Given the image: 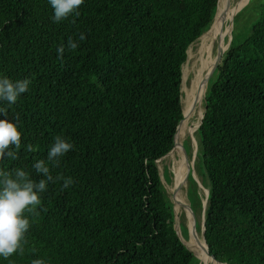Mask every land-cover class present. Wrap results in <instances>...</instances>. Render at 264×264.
Wrapping results in <instances>:
<instances>
[{
  "label": "trees",
  "instance_id": "obj_1",
  "mask_svg": "<svg viewBox=\"0 0 264 264\" xmlns=\"http://www.w3.org/2000/svg\"><path fill=\"white\" fill-rule=\"evenodd\" d=\"M218 6V0H85L78 16L56 23L48 0H0V74L32 81L0 119L19 124L22 143L36 149H21L8 166L24 167L38 181L33 164L47 158L54 138L74 144L52 169L74 184L49 185L24 254L0 264L41 258L46 264H202L178 235L175 203L157 161L177 145L188 51L210 30ZM232 35L228 48L226 34L195 132L196 171L210 187L205 237L210 255L223 264H264V4L243 36H235V27ZM70 39L77 50H69ZM188 184L201 232L206 196L191 175ZM180 230L188 239L185 213Z\"/></svg>",
  "mask_w": 264,
  "mask_h": 264
},
{
  "label": "clouds",
  "instance_id": "obj_2",
  "mask_svg": "<svg viewBox=\"0 0 264 264\" xmlns=\"http://www.w3.org/2000/svg\"><path fill=\"white\" fill-rule=\"evenodd\" d=\"M48 3L53 9L54 22L59 23L70 16H78L85 0H48ZM85 39L86 35L81 33L79 40ZM68 48L75 51L79 43L70 39ZM57 51L62 59L64 47ZM31 83L28 78L13 81L0 74V116L8 117V107L15 105L29 91ZM22 136L19 124L0 119V261L8 260L14 254H24L27 234L42 210L41 194L48 190L49 185L62 181V188L68 189L74 184L72 177L52 174V169L59 168L62 158L74 149V144L62 135L54 138L47 158L33 164L37 175L42 177L38 181L24 167H9V163L20 159L21 149L36 151L33 145L22 143ZM32 250L35 251L34 246ZM32 264H46V260L34 259Z\"/></svg>",
  "mask_w": 264,
  "mask_h": 264
},
{
  "label": "rangeland",
  "instance_id": "obj_3",
  "mask_svg": "<svg viewBox=\"0 0 264 264\" xmlns=\"http://www.w3.org/2000/svg\"><path fill=\"white\" fill-rule=\"evenodd\" d=\"M236 1H238V0H233L232 4H235ZM250 1L251 0H249L248 4L246 6H244L243 9L249 5ZM263 4H264V0H253L252 8H255V10H252V8H251L249 11H246L244 14H242L238 18V20L236 22V26H234V25L232 26L231 25V28H230L229 32H227L226 29L228 27V24H230L234 20L236 15H237V14L233 15L236 12L237 9L230 13V15L231 16L233 15V16L229 17V20H228V22L225 25L226 27L224 28V39H223V42H222V45H221L222 46V50H223L224 40H225L226 34L229 33V35H232V30L234 29V27H235V36H243V34L246 32V30L254 22H256V21H258L260 19L261 14H262V5ZM201 43L202 42L200 40L198 43H196L194 46H192L189 49V51H188V61L185 64L184 69H183V73H184V76H183V92H184L183 107H184V110H185V108H187L188 104L191 101L190 93L192 92L193 87H194V83L196 82V80L198 78V73H199V70H200L201 65H202V60L207 55V50L206 49H204L203 52L201 51ZM208 44H209V42H208ZM215 47H214V51H213V57H215L216 54H217V61L216 62H218V59H219V56H220L222 50L219 48V50H221V52L219 51L217 53ZM205 90H206V86H205ZM200 106H201V108L203 109V112H204L205 109L203 107V101L200 104ZM197 118H199V110H197L195 112V115L193 117H191V119L187 123L186 129L183 131V135L184 136H182V141H183V148H184V152L183 153H184V155H183V153H178V152H174L173 154H171L172 153L171 152V153L167 154V155H170V156L166 155L164 159H162L161 161L158 162V167H159V170H160L161 178L163 180V183H164V185H165L170 197L174 201V203H175V200L173 198L174 196H173L172 190H173V187H174V184H175V172H174L175 164L174 163L176 162V160H178V159L181 160L183 158V161H184V164H185V170L187 169L186 170V174L188 176L189 169H190V166H191V163H192V158L195 157V165H194L195 175L197 176V178H198V180L200 182L199 173H197L198 169L196 171V162L198 161L197 157H198V154H199L198 142H197L196 138H195L196 140L193 139V141H192V138H191L190 133H189L190 132L189 127L192 126L195 121H197ZM188 137H189V139H187ZM190 139H191V141H189ZM190 155H191V157H190ZM165 167L168 168L170 172H172V182H170V183H167L165 181V178H164L165 171H166ZM191 176L194 179L193 173L191 174ZM167 181H168V179H167ZM196 183H197V181H196ZM200 184H202V183L200 182ZM188 187H189V184H188V179H187L186 184L181 189V196H182L183 199L186 200L187 203H189L192 206L193 209H195V211L193 212V216H194V220L198 221L199 220V213H198V209L196 208L197 200L195 198L196 197L195 196V188L192 185L189 187V189H188ZM199 190H201V194H205L206 193L205 187L203 185L202 186L199 185L198 191ZM175 212H176V219H177L176 227H178V225L180 224V215L182 213L186 214L187 227H188V230H189L188 239H184L180 229H178V232L180 234V238L186 244V246L191 251H193L196 256H198V253H197L198 250H197V248L195 246L196 245L195 244V240H194V238L192 236L193 235L192 234V231H193L192 230V226L193 225H192V222L190 221V219H188L187 211L184 208H177V205L175 203ZM195 230H196V239L198 241H200V242H203V238H202L201 232H199L197 230V226H196ZM202 264H203V262H202Z\"/></svg>",
  "mask_w": 264,
  "mask_h": 264
},
{
  "label": "bare ground",
  "instance_id": "obj_4",
  "mask_svg": "<svg viewBox=\"0 0 264 264\" xmlns=\"http://www.w3.org/2000/svg\"><path fill=\"white\" fill-rule=\"evenodd\" d=\"M232 1L233 0H221L220 1L219 6H218L217 18H216L213 26L201 38V42H202L201 43V51L203 52V50L206 49L207 55L202 60V65H201V68H200L199 73H198V78H197L196 82L194 83V87H193L192 92L190 93L191 101L188 104L187 108H185V110H184V119H183L182 123L180 124V128H179V130H180L179 139H178L176 147L174 148V150L171 154H173L174 152H178V153L184 152L183 141H182V136H184L183 131L186 129L188 121L191 119V117H193L195 115V112L197 110H199V118H197V121H195L193 123V125L191 124L192 126L189 127L190 132L195 133L198 126L200 125V120H201L202 115L204 113L200 104L202 103L203 96L205 93L204 91H205V86L207 83V78H208L212 68L217 63L216 62L217 61V54L215 57H213L214 47L216 46L215 49H216L217 53L219 51L221 52V50H222L221 45H222V42L224 39V28L226 27L225 25L228 22L229 17L231 16L230 13L237 9L233 15L238 14L243 9V7L246 6L249 2V0L248 1L247 0H238L235 2V4H232ZM208 42H209V44H208ZM219 48L221 50H219ZM220 57L221 56H219L218 61L220 60ZM187 139H189V137ZM183 155H184V153H183ZM167 156H170V155H167ZM174 164H175V168H174L175 184H174V187L172 190L173 196H174L173 198L175 200L177 208H184L189 215L188 219H190V221L192 222V225H193L192 226V230H193L192 236L195 240V244H196L195 246L198 250V252H197L198 256L201 259V261L203 262V264H219L218 262L215 261L214 258H212L210 256L204 242H200L196 239V230L194 227L195 220H194L193 212L191 210L189 203H187L186 200L183 199L181 196V189L186 184V181H187V174H186L185 164H184L183 158L181 160H179V159L176 160V162Z\"/></svg>",
  "mask_w": 264,
  "mask_h": 264
},
{
  "label": "water",
  "instance_id": "obj_5",
  "mask_svg": "<svg viewBox=\"0 0 264 264\" xmlns=\"http://www.w3.org/2000/svg\"><path fill=\"white\" fill-rule=\"evenodd\" d=\"M219 1H220V0H218V5H219ZM217 12H218V7H217ZM217 12H216V16H215L214 22H215V20H216V18H217ZM214 22H213V24H214ZM231 24H232V26H233V25H234V21H232ZM212 26H213V25H212ZM212 26H211V27H212ZM210 29H211V28H210ZM232 32H233V30H232ZM232 38H233V35H231V37L229 38L228 48H229V46H230V44H231ZM228 48H227V49H228ZM223 55H224V54H223ZM223 55L220 57V60L216 63V65L212 68V70H211V72H210V74H209V76H208L207 83H206V90H207V87H208V84H209V81H210L212 75L215 73V71L217 70L218 66H219V65L221 64V62H222ZM206 90H205V93H206ZM205 93H204V96H205ZM203 99H204V97H203ZM202 101H203V100H202ZM203 120H204V113H203V115H202V118H201V120H200V125L198 126L197 130H198V129L200 128V126L202 125ZM182 121H183V120H182ZM182 121L180 122V124L182 123ZM180 124H179V126H180ZM179 126H178V129H179ZM178 129H177V130H178ZM197 130H196V131H197ZM177 132H178V131H177ZM176 135H177V133H176ZM190 136H191V138H192V141H193V139L196 138V137H195V133L190 132ZM175 138H176V136H175ZM195 140H196V139H195ZM175 145H176V139H175ZM174 148H175V147H174ZM173 150H174V149H173ZM173 150H172L171 152H173ZM171 152H170V153H171ZM164 158H165V157L159 159V160L157 161V164H158L159 161H161V160L164 159ZM194 165H195V157L192 158V163H191V166H190V169H189V173H188L187 179H188L189 175H191V174L193 173V177H194V179L197 181L198 185H201V186H202V184H200V182H199L197 176L195 175V168H194ZM191 172H192V173H191ZM209 184H210V183H209ZM205 191H206V193H205L206 198H205V200H204V202H203V209H202V216H201V235H202V238H203V242H204V244L206 245L207 250H208V252H209V247H208V245H207V241H206V237H205V232H206V227H205V213H206V207H207L208 198H209V194H210V187H209V188H205ZM191 210H192V208H191ZM192 212H194V211L192 210ZM175 213H176V212H175ZM187 216H188V218H189V215H188V214H187ZM194 226H195V228H196V226H197V221L194 222ZM176 229H177V231H178V229H180V224L178 225V227H176ZM178 235L180 236L179 232H178ZM209 254H210V252H209ZM210 256H211L212 258H214L212 255H210ZM197 257H198V256H197ZM214 259H215V258H214ZM215 261L218 262L219 264H223V263L217 261L216 259H215Z\"/></svg>",
  "mask_w": 264,
  "mask_h": 264
}]
</instances>
